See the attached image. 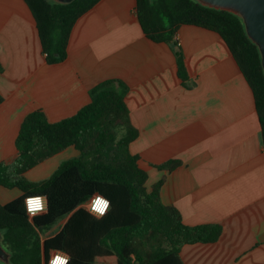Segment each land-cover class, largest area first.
I'll return each mask as SVG.
<instances>
[{"label": "crops", "instance_id": "0c3cea01", "mask_svg": "<svg viewBox=\"0 0 264 264\" xmlns=\"http://www.w3.org/2000/svg\"><path fill=\"white\" fill-rule=\"evenodd\" d=\"M136 9L137 0H101L77 21L67 58L50 63L27 2L0 0V163L17 156L28 115L40 110L51 123L60 122L91 103L94 87L120 80L129 87L126 103L139 131L130 150L148 174V190L164 181L161 200L180 211L185 225L223 227L215 243L184 246L183 262L264 264V144L251 86L217 32L183 25L173 42H155ZM179 49L190 87L178 75ZM79 155L69 147L26 177L47 180ZM176 160L177 167L160 168ZM23 194L0 185V204ZM90 203L83 207L89 210Z\"/></svg>", "mask_w": 264, "mask_h": 264}, {"label": "trees", "instance_id": "16d2710c", "mask_svg": "<svg viewBox=\"0 0 264 264\" xmlns=\"http://www.w3.org/2000/svg\"><path fill=\"white\" fill-rule=\"evenodd\" d=\"M25 1L37 21L48 62L58 63L67 58L77 21L101 0ZM136 11L145 35L155 42H173L183 25L215 31L224 39L253 90L264 144L262 57L243 19L197 0H137ZM176 54L179 78L190 87L182 50ZM128 93L124 82L107 80L91 90V103L73 117L51 123L40 110L26 117L17 138V156L0 163V185L24 193L0 204L1 244L10 256L0 264H45L53 251L66 254L68 264H185L184 246L220 239L222 225L189 227L177 208L163 204L164 181L148 190V174L130 150L139 131L131 122ZM3 101L0 94V105ZM69 147L80 155L63 162L47 180H28L29 170ZM180 164L176 160L160 168ZM36 195L46 198L47 209L31 219L26 200ZM96 196L110 202L102 217L83 207ZM67 218L57 235L42 241L43 234Z\"/></svg>", "mask_w": 264, "mask_h": 264}, {"label": "water", "instance_id": "95a60500", "mask_svg": "<svg viewBox=\"0 0 264 264\" xmlns=\"http://www.w3.org/2000/svg\"><path fill=\"white\" fill-rule=\"evenodd\" d=\"M54 1L69 4L74 0ZM198 2L204 6L232 12L243 19L248 37L260 50L264 69V0H198ZM9 257V253L1 244L0 228V260L7 261Z\"/></svg>", "mask_w": 264, "mask_h": 264}, {"label": "built area", "instance_id": "2783aa9c", "mask_svg": "<svg viewBox=\"0 0 264 264\" xmlns=\"http://www.w3.org/2000/svg\"><path fill=\"white\" fill-rule=\"evenodd\" d=\"M26 208L29 216L33 217L39 213H43L47 209V201L44 196H30L26 200ZM110 209V202L102 197L96 196L92 199L89 211L95 216L102 217ZM69 257L61 252H55L48 264H68Z\"/></svg>", "mask_w": 264, "mask_h": 264}, {"label": "rangeland", "instance_id": "374dc122", "mask_svg": "<svg viewBox=\"0 0 264 264\" xmlns=\"http://www.w3.org/2000/svg\"><path fill=\"white\" fill-rule=\"evenodd\" d=\"M198 1V0H197Z\"/></svg>", "mask_w": 264, "mask_h": 264}]
</instances>
